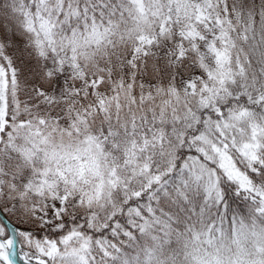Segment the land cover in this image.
I'll return each mask as SVG.
<instances>
[{
  "label": "snow or ice",
  "instance_id": "1",
  "mask_svg": "<svg viewBox=\"0 0 264 264\" xmlns=\"http://www.w3.org/2000/svg\"><path fill=\"white\" fill-rule=\"evenodd\" d=\"M0 264H264V0H0Z\"/></svg>",
  "mask_w": 264,
  "mask_h": 264
}]
</instances>
